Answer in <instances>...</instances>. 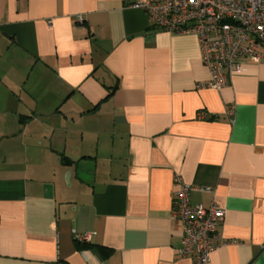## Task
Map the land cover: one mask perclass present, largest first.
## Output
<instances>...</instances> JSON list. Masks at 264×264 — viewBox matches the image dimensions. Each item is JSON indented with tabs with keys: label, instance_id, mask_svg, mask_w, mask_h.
<instances>
[{
	"label": "crops",
	"instance_id": "1",
	"mask_svg": "<svg viewBox=\"0 0 264 264\" xmlns=\"http://www.w3.org/2000/svg\"><path fill=\"white\" fill-rule=\"evenodd\" d=\"M134 1L0 0V264H193L176 175L224 209L209 264H264V59L198 87Z\"/></svg>",
	"mask_w": 264,
	"mask_h": 264
},
{
	"label": "built area",
	"instance_id": "2",
	"mask_svg": "<svg viewBox=\"0 0 264 264\" xmlns=\"http://www.w3.org/2000/svg\"><path fill=\"white\" fill-rule=\"evenodd\" d=\"M133 5L146 11L151 28L198 38L202 64L210 73L198 87L222 89L247 63L264 59V0H135ZM227 108L232 114L234 105ZM198 116L206 118V113L199 111ZM174 183L173 217L183 222L180 253L192 258L193 264H209L211 252L221 241L218 227L224 209L216 202L208 206L191 203L195 187L179 175ZM77 239L87 241L89 236L77 235Z\"/></svg>",
	"mask_w": 264,
	"mask_h": 264
},
{
	"label": "trees",
	"instance_id": "3",
	"mask_svg": "<svg viewBox=\"0 0 264 264\" xmlns=\"http://www.w3.org/2000/svg\"><path fill=\"white\" fill-rule=\"evenodd\" d=\"M111 93V92H110ZM110 93L108 95H110ZM21 120H24V119H21ZM63 160L66 162V163H72V160L69 159L67 156H63ZM76 246L78 249L80 250H89V249H93V248H98L100 250H102L104 252V255L105 256H108L109 253H110V250L108 249H105L103 248L102 246H97L93 243H90L88 241H81L79 239L76 240Z\"/></svg>",
	"mask_w": 264,
	"mask_h": 264
}]
</instances>
